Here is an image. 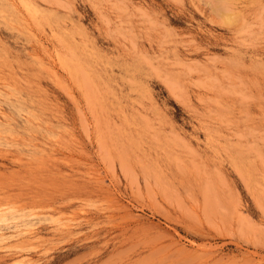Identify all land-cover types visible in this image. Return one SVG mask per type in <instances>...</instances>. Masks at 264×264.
<instances>
[{"label": "rangeland", "instance_id": "1", "mask_svg": "<svg viewBox=\"0 0 264 264\" xmlns=\"http://www.w3.org/2000/svg\"><path fill=\"white\" fill-rule=\"evenodd\" d=\"M0 264H264V0H0Z\"/></svg>", "mask_w": 264, "mask_h": 264}, {"label": "bare ground", "instance_id": "2", "mask_svg": "<svg viewBox=\"0 0 264 264\" xmlns=\"http://www.w3.org/2000/svg\"><path fill=\"white\" fill-rule=\"evenodd\" d=\"M94 98V97H93Z\"/></svg>", "mask_w": 264, "mask_h": 264}]
</instances>
